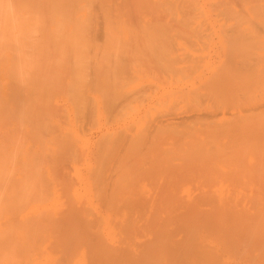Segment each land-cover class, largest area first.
<instances>
[{
    "label": "bare ground",
    "instance_id": "obj_1",
    "mask_svg": "<svg viewBox=\"0 0 264 264\" xmlns=\"http://www.w3.org/2000/svg\"><path fill=\"white\" fill-rule=\"evenodd\" d=\"M21 5L0 264H264V0Z\"/></svg>",
    "mask_w": 264,
    "mask_h": 264
},
{
    "label": "rangeland",
    "instance_id": "obj_2",
    "mask_svg": "<svg viewBox=\"0 0 264 264\" xmlns=\"http://www.w3.org/2000/svg\"><path fill=\"white\" fill-rule=\"evenodd\" d=\"M1 1H4V0H1ZM1 1H0V7H1V3H3V2H1ZM5 1H6V0H5ZM5 1H4V2H5ZM13 1H15V0H13ZM16 1H17V3H12V4H14V6H13V5H12V6L15 7V4L18 5V6H16V8H14V9L11 8V9L14 10V12L16 11L15 9H17V12L15 13V15H16L18 12H21V10H19V8L23 7V6L21 5V4L23 3V0H16ZM16 1H15V2H16ZM20 1H21V2H20ZM7 2H8V1H7ZM8 3H9V2H8ZM4 4H6V2H5ZM4 4H3L2 6H4ZM10 4H11V3H10ZM10 4H7L8 7H9ZM20 5H21V6H20ZM4 7H6V5H5ZM2 9H5V10H6V8H2ZM7 9H10V8H7ZM5 10H4L3 12H5ZM13 10H12V11H13ZM18 10H19V11H18ZM22 10H23V8H22ZM1 11H2V10H0V12H1ZM8 11H9V10H8ZM8 11L5 12V13H3L4 15L6 14V19H8V20L5 19V16H4V15H3L4 18L1 20L2 12H1V15H0V21H1V22H0V25H1V23H3V25H2L3 27H6L8 21H10V20H11L12 23H14V22H13V16H14L13 14H14V13H13L12 11H9V12H8ZM10 12L13 13V14L11 13V14H12V19H11ZM8 13H9V15H7ZM18 14H20V13H18ZM14 18H15L16 20L18 19V18H16V17H14ZM4 19H5V20H4ZM9 19H10V20H9ZM16 20H15V21H16ZM6 21H7V22H6ZM17 21H19V19H18ZM17 21H16V25L19 24ZM12 23H9V25L12 24ZM12 25H13V26L10 25L11 28L14 29V26H15V28H16L17 31H19V29H21L20 27H19V28L17 27L18 25H17V26H16L15 24H12ZM2 26H0V27L2 28ZM8 27H9V26H8ZM8 27L4 28L5 30H4L3 28H2V30H1V28H0V33H1L3 30L5 31V33L3 32V35H0V38H6L7 35L9 36V32L12 33V30H13V29H10V27H9V29H8ZM17 28H18V29H17ZM6 29L11 30V31H8V30H7V31H8V32H7ZM22 29H23V28H22ZM22 29H21V30H22ZM28 29H31V28H28ZM32 29H33V28H32ZM35 29H37V28H35ZM38 29L40 30V28H38ZM43 29H45V28H43ZM16 30H14V32H16ZM23 31H24V29L22 30V33H21V32H20V33H19V32H16V33H18V34H20V35H21V34L24 35L25 33H23ZM14 32L11 34V36H12L13 34L16 35V33H14ZM39 32H40V31H39ZM41 32H42V31H41ZM7 33H8V34H7ZM1 34H2V33H1ZM4 34H7V35H4ZM15 35H13V36H15ZM20 35H18V36L16 35V36L13 37V38L15 39L16 37H17V38L19 37V40H17V41L21 42L22 39H21ZM36 35L39 37V36H40V33H38V34H36ZM2 36H3V37H2ZM5 36H6V37H5ZM9 37H10V36H9ZM17 38H16V39H17ZM9 39H10V38H9ZM9 39H8V37H7L8 42H7V40H6V42H5V41L3 42V40H5V39H2V41H1V43L3 42L4 46L7 45V46H6V49H5L4 46H2V47L0 46V47H1V48H0V51H1V54H0V101H1V102H0V107L2 106V109L0 108V109H1V110H0V112H1V113H0V114H1V115H0V117H1V118H0V121H2V122H0V123L2 124V125L0 124V125H1V126H0V127H1V128H0V131H1L2 129H4V127L6 128V126H7V127L9 126L10 129H11V127L14 128V126H15V128H14L13 130H15L16 128H17L18 130H17V132H16V137H14V136H15V135H14V136H12L13 138H11V140L13 141V139H17V138L19 137L20 132H21V131H20L21 128L19 129L18 126H20V124L22 123V122L19 123V120H20V119H19V120H16L15 117L17 118V116H21V115H22V116L20 117V118H22V117L24 116V113L21 114V112L24 111V110L26 109L25 107H27V106L25 105V102H26V100H28V98H30V97H26V96H25V93H24V86L21 85V81L19 82V79H16V81L18 80V85L15 84V83H17L16 81H15V82L13 81V80H14L13 77H16L15 74H13L14 76H11V77H10V75L13 73V72H11V71L14 70V69H13L14 67H11V66L14 65L13 63H15V62L17 61V60L14 58L15 55H13V54H16V52H17V50H18L17 47H19L20 44H19V42H17L19 45H16V43H15L16 40H13V42L15 41V42L13 43V42H11ZM37 39H38V38H37ZM11 40H12V39H11ZM1 43H0V45H1ZM7 43H8V44L11 43L12 45L8 46ZM21 43H22V42H21ZM13 44H14V46H15V45L17 46V47L15 46L16 51H14L15 49H14V47H13ZM3 47H4V48H3ZM7 47H8V48H7ZM10 47H13V48H10ZM2 48H3V50L5 49V51H4V53H3V56L6 55L7 57H6V56H5V57L2 56V52H3ZM9 49H10V50H13V49H14V50H13L14 53L11 52ZM20 49H21V46L19 47V50H20ZM8 50H9V52H8ZM19 50H18V51H19ZM21 52H22V51H21ZM5 53H7L8 55L5 54ZM9 53H10V54H9ZM19 53H20V51L17 52V55H18V57H16V58H18V61H17V62H19V61H20L19 59H21V58H19V57H21V53H20V56H19ZM10 55H12V57L14 56V57H13L14 59L12 58V59L14 60L13 62H12L11 59H9V58H11ZM1 57H2L3 59H2ZM8 57H9V58H8ZM5 58H6V59H5ZM7 60H9L10 63H9ZM5 63H6V66H5ZM20 63H21V61H20ZM9 64H11V65H9ZM16 64L19 65L18 63H15V66H16ZM8 66H10V67H8ZM19 66H21V65H19ZM9 68H10V69H9ZM8 69L11 70V71H9ZM12 69H13V70H12ZM16 69L18 70V73H19L20 70H22L21 67L18 68L17 66H16ZM19 69H20V70H19ZM17 70H16V71H17ZM4 71H5V72H4ZM8 72H9V73H8ZM14 72H15V70H14ZM10 73H11V74H10ZM15 73H16V72H15ZM18 73H17V74H18ZM8 74H9V75H8ZM17 74H16V75H17ZM19 75H21V73H20ZM19 75H18V77H19ZM11 78H12V79H11ZM11 82H14V84L11 83ZM9 83H11V84H9ZM19 83H20V84H19ZM7 84H8L9 86H8ZM12 85H14V86H12ZM20 85H21V86H20ZM10 86H12L13 88H16L17 91H14L12 87L9 88ZM19 87H22L23 91H22L21 88L19 89ZM8 88H9V89H8ZM11 89H12V90H11ZM16 89H15V90H16ZM6 90H7V91H6ZM20 90H21V91H20ZM8 91H9V93L14 92V93H12V94H14V95L7 93ZM15 93H16V94H15ZM17 93H18V94H17ZM8 94H9V95H8ZM22 94H23V95H22ZM5 95H7V96H5ZM10 95H12V96H14V97L12 98V96H10ZM52 97H53V99H55L54 96H51L50 98L52 99ZM1 98H2V99H1ZM24 98H26V100H25ZM51 99H50V100H51ZM23 100H24L25 102H24ZM4 102H5V103H4ZM21 102H22V104H23V102H24L23 105H25L24 108H22V109L20 108V107H23V105H21ZM61 103H62V102H61ZM4 104L7 106L6 108H5ZM11 104H12V105L14 104V105H15V108L13 107V108L11 109V107H12V106H10ZM14 105H13V106H14ZM8 106H10V109L7 111V113H8L9 116H10V118L8 117L9 119L7 118L8 114L4 117V115H5V113H6V112H4V111L7 110V108H9ZM17 106H20V107H18V108L20 109V113L18 112L19 110H17V109H18ZM4 108H5V109H4ZM14 110H17V113H19V115H18L17 113H16V114L13 113V114H15L16 116H15V117H14V116H11V115H12V114H11L12 112L10 113V111H14ZM21 110H22V111H21ZM2 113H3V114H2ZM10 114H11V115H10ZM2 116H3V117H2ZM12 117H13V119H15L16 121L14 120V121L12 122V120H13ZM2 118H3V119H2ZM6 118H7V119H6ZM18 118H19V117H18ZM10 119H11V121L9 122L8 120H10ZM6 120H7V122H6ZM21 120L23 121V119H21ZM17 121H18V122H17ZM8 122H9V123H8ZM13 123H14V124H13ZM3 124H4L5 126H3ZM8 124H9V125H8ZM12 124H13V125H12ZM15 124L17 125V127H16ZM2 126H3V127H2ZM20 127H21V126H20ZM9 128L6 129V132L8 131V133H9V131H11ZM96 129H97V130H96ZM93 130H94L95 133L93 132ZM99 130H100V131H99ZM2 131L5 133V136L7 137L8 134L5 132V129L2 130ZM15 131H16V130H15ZM15 131H14V134H15ZM91 132H92V133H91ZM0 133H1V132H0ZM4 133H3V134L1 133L2 135L0 134V136H1L0 138H2V136L4 135ZM10 133L12 134V131H11ZM10 133H9V134H10ZM87 133H88V134H86L87 138H89L90 141H92V139H93V141H95V140H97V138H98L99 135L101 134V129H100V128H93L91 131H88ZM11 134L9 135L10 137H11ZM18 134H19V135H18ZM95 134H96V135H95ZM17 135H18V136H17ZM90 135H93V136H90ZM6 137L3 138L4 140H3V139H0V141H2V140H3V141H7V140L9 141L10 139H7V140H6ZM7 138H9V137H7ZM91 138H92V139H91ZM94 138H95V139H94Z\"/></svg>",
    "mask_w": 264,
    "mask_h": 264
}]
</instances>
